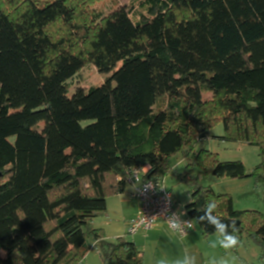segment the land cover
I'll list each match as a JSON object with an SVG mask.
<instances>
[{
	"label": "trees",
	"instance_id": "1",
	"mask_svg": "<svg viewBox=\"0 0 264 264\" xmlns=\"http://www.w3.org/2000/svg\"><path fill=\"white\" fill-rule=\"evenodd\" d=\"M141 8L138 21L122 6L80 21L75 0H0V264H84L89 239L102 264H143L134 242L106 248L91 223L132 171L148 166L146 178L161 182L179 153L191 186L184 210L201 234L215 235L198 222L214 199L264 262V212L238 211L193 171L264 184V0ZM87 65L110 76L68 97ZM218 123L222 141L257 146L260 164L196 151Z\"/></svg>",
	"mask_w": 264,
	"mask_h": 264
},
{
	"label": "rangeland",
	"instance_id": "2",
	"mask_svg": "<svg viewBox=\"0 0 264 264\" xmlns=\"http://www.w3.org/2000/svg\"><path fill=\"white\" fill-rule=\"evenodd\" d=\"M144 0H91L88 3L87 0H75L76 12L78 14V20L89 21L92 15L107 14L109 11L115 9L118 6L125 7L128 11H131V15L134 21H138L141 18V14L145 11L141 8V3ZM121 64L117 66L119 68ZM109 74H100L96 67L93 65H87L81 72L74 76L69 81L68 97L72 96L76 90L86 89L90 87L102 85ZM204 100H208L212 97L211 93H203ZM40 128L43 124H40ZM225 134L223 123H218L213 126L208 134L202 138V142L198 145L196 151H200L201 147L210 153L217 154V157L221 161H242L248 168H255L261 162V156L259 155V149L257 146L251 144L234 143L229 141H222L221 137ZM200 140V138H199ZM170 164L173 168L172 173L166 178V185L172 191L175 197V207L181 211L191 201L189 190L191 186L188 184L187 177L183 180V176L187 170V163L183 159V154L179 153L170 158ZM194 176L197 178L198 183L205 187H210L217 194H229L234 198L236 209H250L264 212V184L259 185L254 179L255 186L243 185V179L233 180L231 178H217L213 174L208 175L200 171L198 167L193 168ZM111 198V196L109 197ZM106 215L96 218L91 223V227L95 229H103V233L106 237L108 244H105L107 248L110 243L115 244L119 233H123L119 225H114L112 228H106L107 235L101 224L102 221L107 222ZM141 233L138 235L142 236ZM123 235V234H121ZM133 235H126L124 237L129 240L134 239ZM185 239L190 240V251L197 256V264H211L213 258L226 257L228 264H264L261 261L260 247L249 240L243 239V244L237 250L225 253V251L217 247H211V243L217 240V236L213 235L205 238L197 225L194 224V228L189 231V234ZM141 240V239H140ZM144 241V240H143ZM93 241L89 239L87 242L89 246V254L87 255L84 264H102L99 251L100 247H94ZM141 249V247H140ZM143 254L144 264H157L156 259L161 260L164 258V252L152 248L147 250L141 249ZM183 252H181L182 256ZM180 255H178V258ZM177 257L174 259V261Z\"/></svg>",
	"mask_w": 264,
	"mask_h": 264
},
{
	"label": "crops",
	"instance_id": "3",
	"mask_svg": "<svg viewBox=\"0 0 264 264\" xmlns=\"http://www.w3.org/2000/svg\"><path fill=\"white\" fill-rule=\"evenodd\" d=\"M245 167L250 171L252 170L251 168H248L246 164ZM145 169L148 171L149 167L147 166L145 167ZM242 182L244 183L243 185L255 186L253 178L251 177L249 179H243ZM107 201H108L107 212H106L107 222L102 221L103 224H101L104 228L105 234L107 235L106 228L108 229V228H112L114 225H119L123 233H119V235H117L116 238L124 237L128 235V228H129L128 223L138 215V207H139L138 201L133 198V187L126 184L123 193H115L112 195L111 198H108ZM234 206H235V201H234ZM245 210H250V209H245ZM181 211H185V210L181 209ZM141 233L144 234L138 237V235ZM133 236L134 239H132L131 241L136 244L138 249H140L141 247V249L144 250H147V248H152V249L154 248L156 250L159 249L161 251H165L164 258L168 259L169 264H172V262H174V259L176 257L178 259V255L181 256V252H183V248L185 246H187L189 250L191 248L190 240L185 239V237L181 239L178 236L174 235L168 228L167 224L165 223H160L148 231H140L138 234ZM92 243L94 247L96 248L98 247L97 244H95L94 242ZM99 256H100V251H99ZM156 261H157L156 263L158 264L159 260L156 259Z\"/></svg>",
	"mask_w": 264,
	"mask_h": 264
},
{
	"label": "clouds",
	"instance_id": "4",
	"mask_svg": "<svg viewBox=\"0 0 264 264\" xmlns=\"http://www.w3.org/2000/svg\"><path fill=\"white\" fill-rule=\"evenodd\" d=\"M217 208L218 205L214 199L206 201L204 208L199 210L203 215L198 218V222L207 223L214 229L217 240L211 243V247L215 248L219 246L225 253H228L238 249L241 245V240L237 234L238 229L235 222L226 221L217 215ZM184 215L185 213L181 215V213L177 211L170 214L165 213L152 217H145L142 226L145 230H148L156 222L157 218H163L170 231L183 239L188 235L189 229L194 228L193 220L184 219ZM158 264H169V261L167 258H163L158 261ZM172 264H197V256L185 246L182 256L172 262ZM211 264H228V259L226 257L213 258Z\"/></svg>",
	"mask_w": 264,
	"mask_h": 264
},
{
	"label": "built area",
	"instance_id": "5",
	"mask_svg": "<svg viewBox=\"0 0 264 264\" xmlns=\"http://www.w3.org/2000/svg\"><path fill=\"white\" fill-rule=\"evenodd\" d=\"M147 172L145 167L137 168L126 179V184L133 187V198L139 203L138 215L128 223V234L136 235L140 231H148L160 223H165L163 218H157L150 229L145 230L143 228L142 222L145 217H152L158 214H170L179 211L181 215L185 213L184 219L192 220L188 217L186 211H180L175 207V197L166 185L165 180L158 183L148 180L146 178ZM193 224H195L194 221Z\"/></svg>",
	"mask_w": 264,
	"mask_h": 264
}]
</instances>
